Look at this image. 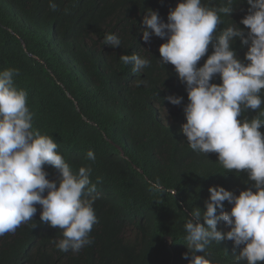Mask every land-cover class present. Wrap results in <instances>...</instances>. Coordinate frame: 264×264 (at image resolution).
<instances>
[{
  "label": "trees",
  "instance_id": "16d2710c",
  "mask_svg": "<svg viewBox=\"0 0 264 264\" xmlns=\"http://www.w3.org/2000/svg\"><path fill=\"white\" fill-rule=\"evenodd\" d=\"M54 2L55 11L49 0H0V71H19L14 82L27 92L33 130L53 136L73 173L91 167L96 191L88 198L95 197L98 222L90 245L62 252L57 243L63 231L42 222V206L36 205L33 220L0 236V264H189L188 215L197 207L206 211L210 187L223 186L238 196L252 183L245 171L224 169L217 153L190 148L182 131L186 85L174 65L160 61L159 48L167 40L155 35L150 43L143 40L147 12L157 11L167 23L181 0ZM202 3L219 9L221 0ZM108 34L121 40L120 47L105 45ZM125 54L150 65L133 72L120 59ZM211 54L210 44L197 66ZM218 79L217 74L211 83ZM169 96L183 100L173 105ZM89 150L95 161L87 159ZM44 168L48 179L58 181V170ZM157 180L165 192L152 188ZM232 207L226 209L225 201L223 210ZM218 230L230 229L219 221ZM243 247L225 239L196 255L212 264H247L237 261Z\"/></svg>",
  "mask_w": 264,
  "mask_h": 264
},
{
  "label": "clouds",
  "instance_id": "9594fccd",
  "mask_svg": "<svg viewBox=\"0 0 264 264\" xmlns=\"http://www.w3.org/2000/svg\"><path fill=\"white\" fill-rule=\"evenodd\" d=\"M241 1L243 6L236 0H221L217 9L206 7L202 0H181L169 11L167 23L151 9L143 18V40L150 43L152 35L166 38L159 48L160 61L174 65L186 85L189 103L182 131L190 148L217 153L224 169L245 171L252 183L238 196L223 186L209 188L206 211L193 209L184 225L189 264H212L196 253L225 239L236 248L244 245L238 262H264V0ZM49 7L57 9L54 0H49ZM104 43L117 48L121 40L108 34ZM210 44L212 54L197 66ZM120 59L132 65L133 72L150 65L137 54ZM217 74L218 84L211 83ZM17 75V69L0 71V236L33 220L40 205L41 221L63 231L57 248L79 252L92 243L90 233L98 222L95 197L88 198L96 191L92 169L81 167L73 173L53 136L33 130L34 114L27 106V92L15 86ZM167 99L180 105L183 97ZM87 159L95 161L92 150ZM45 165L58 170V181L48 179ZM152 188L165 192L158 180ZM225 201L226 209L233 206L230 212L223 210ZM219 221L230 230H218ZM188 256L184 253V259Z\"/></svg>",
  "mask_w": 264,
  "mask_h": 264
},
{
  "label": "rangeland",
  "instance_id": "374dc122",
  "mask_svg": "<svg viewBox=\"0 0 264 264\" xmlns=\"http://www.w3.org/2000/svg\"><path fill=\"white\" fill-rule=\"evenodd\" d=\"M151 42V41H150Z\"/></svg>",
  "mask_w": 264,
  "mask_h": 264
}]
</instances>
